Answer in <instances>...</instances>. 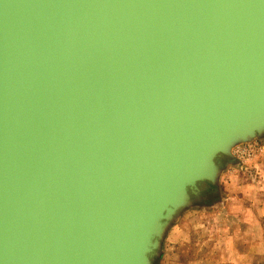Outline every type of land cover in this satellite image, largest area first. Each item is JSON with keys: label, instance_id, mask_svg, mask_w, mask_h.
Instances as JSON below:
<instances>
[{"label": "water", "instance_id": "water-1", "mask_svg": "<svg viewBox=\"0 0 264 264\" xmlns=\"http://www.w3.org/2000/svg\"><path fill=\"white\" fill-rule=\"evenodd\" d=\"M264 143V0H0V264H156Z\"/></svg>", "mask_w": 264, "mask_h": 264}, {"label": "rangeland", "instance_id": "rangeland-1", "mask_svg": "<svg viewBox=\"0 0 264 264\" xmlns=\"http://www.w3.org/2000/svg\"><path fill=\"white\" fill-rule=\"evenodd\" d=\"M216 191L223 204L186 211L169 230L156 264H231V258L250 252L237 243L244 245L251 237L253 262L264 264V154L229 168ZM171 248L174 256L169 257Z\"/></svg>", "mask_w": 264, "mask_h": 264}, {"label": "built area", "instance_id": "built-area-1", "mask_svg": "<svg viewBox=\"0 0 264 264\" xmlns=\"http://www.w3.org/2000/svg\"><path fill=\"white\" fill-rule=\"evenodd\" d=\"M264 154V143L253 142L238 147L235 150V157L240 161L241 166L248 164Z\"/></svg>", "mask_w": 264, "mask_h": 264}, {"label": "crops", "instance_id": "crops-1", "mask_svg": "<svg viewBox=\"0 0 264 264\" xmlns=\"http://www.w3.org/2000/svg\"><path fill=\"white\" fill-rule=\"evenodd\" d=\"M223 201H224V197L221 199V202L220 203H217L216 205H221V204H223ZM247 228V227H246ZM248 230L246 229V232H247ZM250 240H252V241H250ZM250 240H246L245 242H244V245L243 244H239V243H237V245H239L238 247H247V248H249L250 249V252H246L245 253V255L244 256H241V257H238V256H236V257H234V258H231V260H230V262L229 263H233V264H254V260H253V251H254V245H253V239H252V237L250 238ZM236 248H237V246H236ZM174 250V248H171V250L170 249H168V254H167V256H174V254H173V251ZM172 259V261H175V259L172 257L171 258ZM228 263V262H227ZM172 264H174V262L172 263ZM176 264H180V263H176Z\"/></svg>", "mask_w": 264, "mask_h": 264}, {"label": "flooded vegetation", "instance_id": "flooded-vegetation-1", "mask_svg": "<svg viewBox=\"0 0 264 264\" xmlns=\"http://www.w3.org/2000/svg\"><path fill=\"white\" fill-rule=\"evenodd\" d=\"M221 202V198L218 194H212L208 190V187L201 188V198L197 202L199 205L209 206L210 204H217Z\"/></svg>", "mask_w": 264, "mask_h": 264}, {"label": "trees", "instance_id": "trees-1", "mask_svg": "<svg viewBox=\"0 0 264 264\" xmlns=\"http://www.w3.org/2000/svg\"><path fill=\"white\" fill-rule=\"evenodd\" d=\"M203 187H204V188H205V187H208V190H209V191H210V193H212V194H215V193H217V191H216V190H213V189H211L209 185H204ZM162 257H163V256H161L159 259H157V261H156V262H158L160 259H162Z\"/></svg>", "mask_w": 264, "mask_h": 264}, {"label": "bare ground", "instance_id": "bare-ground-1", "mask_svg": "<svg viewBox=\"0 0 264 264\" xmlns=\"http://www.w3.org/2000/svg\"><path fill=\"white\" fill-rule=\"evenodd\" d=\"M256 142H258V141H256ZM236 149H237V148H236ZM234 156H236V155H235V151H234ZM235 158H236V157H235ZM236 159H237V158H236ZM237 160H238V159H237ZM238 161H239V160H238Z\"/></svg>", "mask_w": 264, "mask_h": 264}]
</instances>
